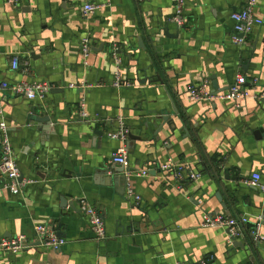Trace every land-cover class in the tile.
Here are the masks:
<instances>
[{"label": "crops", "instance_id": "0c3cea01", "mask_svg": "<svg viewBox=\"0 0 264 264\" xmlns=\"http://www.w3.org/2000/svg\"><path fill=\"white\" fill-rule=\"evenodd\" d=\"M246 1L185 0L186 23L178 27L171 0H20L18 6L0 0V83L52 85L43 99L0 93V120L22 183L13 194L0 174V239L31 237L36 224H45L60 226L65 240L59 251L0 249V264H264V246L250 235L229 241L225 228L202 226L216 215L245 214L247 228L256 216L264 218V193L249 183L255 172L264 178V98L240 107L188 99L190 85L208 80L212 90L224 91L238 75L257 79L248 83L252 92L264 90V0L254 8L262 23L246 44L230 40L231 13ZM86 3L99 7L85 15ZM86 35L93 50L84 65L80 40ZM113 44L130 86L112 85ZM14 56L17 70L10 67ZM173 105L186 114V130L174 114V132L162 124ZM119 120L135 137L125 143V173L110 160L122 144L108 137ZM169 160L191 165L200 179L176 182L160 168ZM146 167L147 177L128 175ZM128 187L139 203L128 198ZM80 198L102 214L104 240L95 238ZM260 230L264 234V220Z\"/></svg>", "mask_w": 264, "mask_h": 264}, {"label": "built area", "instance_id": "2783aa9c", "mask_svg": "<svg viewBox=\"0 0 264 264\" xmlns=\"http://www.w3.org/2000/svg\"><path fill=\"white\" fill-rule=\"evenodd\" d=\"M7 3L18 6L20 0H5ZM174 13L172 21L178 26L183 27L186 23V18L183 14V7L185 0H171ZM257 4V0H247L246 3L239 9L231 13V19L233 20V27L230 34V40L233 44L242 46L246 44V38L251 33L254 25L262 23V20L255 16L254 8ZM98 5L94 3H86L83 6V12L85 15H91L98 9ZM93 50V42L91 37L83 36L80 40V51L83 60V64H88V58ZM109 53L114 64V80L112 85L116 88L130 86V82L124 81L121 77L120 63L121 60L118 56V47L113 44L109 47ZM19 58L16 56L10 59V67L12 70L19 68ZM248 83L252 86L257 84V79L253 78L250 81L243 75H238L234 82L224 91H218L212 93L208 80H203L199 84L190 85L188 89V99L192 102L207 101H230L235 107H240L246 100L250 98L261 99L264 98V90L254 93L248 87ZM85 86L81 82L80 87ZM70 87H75L74 84H70ZM52 85L47 81H19V82H7L2 81L0 83V93L4 90H9L13 94L22 95L28 99H43L50 91ZM79 116L82 118L87 117V113L84 110L83 99L80 101ZM129 130L125 128L122 121L119 120V128L108 133V137L111 139L120 140L122 143L111 156V162L115 165L122 166L128 169L129 158L126 149V141L128 138ZM161 170L172 172L170 178L176 182L193 181L198 180L201 177V173L192 168L189 164H176L174 165L171 160L167 163L160 165ZM150 168H140L133 172H128V175L135 177H147L149 176ZM0 174L4 177V188L9 190L13 194H18L21 191V184L18 180L20 178V172L18 164L16 162V156L14 148L10 139L8 127L4 120H0ZM251 185L258 188L264 193V178L258 172L252 174ZM128 198H132L135 203H139L141 198L135 194L131 187L126 190ZM78 208L84 213L89 223L90 229L93 232L97 240H104L106 238V226L102 214L87 199L80 198L77 200ZM264 220L263 216L258 215L255 217L254 225L251 228H247L249 219L247 215L242 214L238 217H223V216H211L205 217L202 226L203 227H215L221 226L227 230L229 241L238 239L250 235L252 240L264 246V234L261 233V222ZM247 228V229H246ZM65 244V240L58 237L56 232L45 224H36L34 226V232L31 237L25 235H17L9 238L0 239V249L15 254L22 250L31 248L33 246H44L54 251L61 250ZM175 264H183L177 262ZM199 264H204L200 262ZM252 264V263H247Z\"/></svg>", "mask_w": 264, "mask_h": 264}, {"label": "water", "instance_id": "95a60500", "mask_svg": "<svg viewBox=\"0 0 264 264\" xmlns=\"http://www.w3.org/2000/svg\"><path fill=\"white\" fill-rule=\"evenodd\" d=\"M138 44L141 45V40L140 39L138 40ZM214 88H215V86H214ZM218 91H220V90L213 89L212 90V93H215V92H218ZM262 100H264V99H262ZM35 113H36L35 112V109H33L32 114H35ZM173 114L176 115L178 117V119L181 121V123H182V126H181L182 129L186 130V122H187L186 119H187V116H186V114L183 111H180V110L178 111L177 108H176V106H174V105L172 106V112H165L162 115V117H161L162 124L163 123L164 124H167L170 127L171 132H174V130L176 128V124H175V120L170 116V115H173ZM28 118H31V116L28 117ZM35 120L36 121H41V122H43V121L44 122H48L49 121V117L48 116H42V117H38V116L36 117L35 116ZM128 136H129L130 139H135V137L132 136L131 134H128ZM138 139H140V138H138ZM119 172L125 173V172H127V169L126 168H123L121 166L120 169H119ZM225 178H228V175H225ZM223 208H226V206L223 205ZM53 230L56 232V234H57L58 237L64 236V234H62L60 232V226H58L57 228H53ZM236 243H237L236 241L233 242V244H236ZM238 245L239 246H242L241 243H239ZM204 264H210V263L209 262H204Z\"/></svg>", "mask_w": 264, "mask_h": 264}]
</instances>
